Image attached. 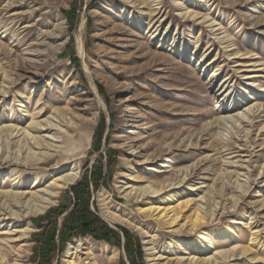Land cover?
I'll return each instance as SVG.
<instances>
[{
    "label": "rangeland",
    "instance_id": "374dc122",
    "mask_svg": "<svg viewBox=\"0 0 264 264\" xmlns=\"http://www.w3.org/2000/svg\"><path fill=\"white\" fill-rule=\"evenodd\" d=\"M263 89L264 0H0V264H36L44 218L67 208L62 227L85 176L90 210L122 246L76 236L57 241L51 264H130L117 227L139 240V264H264ZM233 115L247 119L218 122ZM46 121L55 130L29 129ZM84 121L93 123L86 142ZM12 127L21 132L7 148ZM23 133L45 137L44 147L30 156ZM45 153L49 165L28 162ZM76 171L44 214L11 218L30 213L14 193L45 192ZM154 206L178 223L145 212ZM77 240L83 249L69 255Z\"/></svg>",
    "mask_w": 264,
    "mask_h": 264
},
{
    "label": "bare ground",
    "instance_id": "6f19581e",
    "mask_svg": "<svg viewBox=\"0 0 264 264\" xmlns=\"http://www.w3.org/2000/svg\"><path fill=\"white\" fill-rule=\"evenodd\" d=\"M4 11H6L8 13L11 10H9V8H7V9H4ZM38 12H39V10H36L35 12H33L32 15L30 16V18L33 20L34 16ZM12 16H15L16 17L18 15H12ZM134 17L135 16H132L131 17V20H133ZM15 19L16 20L13 21L14 23L19 22L17 20V18H15ZM155 26L153 28H155ZM30 28H33V27H30V26L27 27L28 30H30ZM48 38H50V40L51 39H57V38H59V36L58 37H55V38H54V36H48ZM37 46H43V45L42 44H40V45L37 44ZM2 52H4V51L2 50ZM251 78H253V77H250L249 79H251ZM227 82H225V84ZM226 92L227 91H225L222 94V97L223 98L226 97V95L228 93V92L227 93ZM225 93H226V95H224ZM230 98H232V97H230ZM260 98H264V89H263V95L260 96ZM248 111L249 112L247 113V115H253V116L256 115L255 114V110L249 109ZM222 112L228 113L230 111H229V109L223 108ZM263 113H264V110H263ZM235 118H237L238 120H235ZM246 119H247V117L245 115H233V116L223 117L220 120H218V122H220V121H224V122H226V121H228V122H230V121L231 122L236 121L237 122L239 120L240 121H245ZM46 122H48V123H46ZM46 122L45 123H43V122H39V123L32 122L29 129L32 132H37V133L40 134V131H53V130H55L54 128L57 127V126H54L49 121H46ZM92 125H93V123L90 122V121H84L83 123H81V127L77 131V133L79 135V139L80 140H83V142H86V140H88V138H90L89 133H91L90 130L92 128ZM213 126H214V124H212L211 126H209V128L212 129ZM6 132H7V139L6 140L8 141L6 143H7V148H9L10 146H12V142H13L12 140H14V138L15 139L17 138V136L21 132V129H13V127H12V128H8ZM15 133H17V134H15ZM28 133H23L21 135V136H23V140H24L23 142H21V143H24V145L22 144L21 147L22 148H26L27 147L28 150L30 149L29 155L31 156L32 155V153H31L32 150L31 149L33 148L35 150V148H37V147L38 148L39 147L41 148V146L44 144V142L41 139L42 138H45V137H42L41 138V137H38V136H35V135L33 136L32 134H28ZM20 140L22 141V139H20ZM50 140H51L50 142H52V143L48 145L49 146L48 147V150L52 151L53 149H55L53 151L54 153L55 152H59L56 149L57 148H60V147H57V146L53 145V143H56L57 141H54V139H50ZM41 142H43V143H41ZM19 143H20V141H19ZM80 144H82V143H80ZM21 147H20V149H22ZM43 147L44 146H42V148ZM23 151L20 150L19 152L21 153ZM19 152H18V154H19ZM3 154H7V153H3ZM52 157H54V156H52L51 153H45L43 155L40 154V158H37L35 161H30L28 159V162L29 163H38V164H46V165H49L50 164V161H51L50 159H52ZM6 160H7V162H11L10 160H13L12 157H10V153L7 154ZM15 161H20V159H17L16 158ZM78 171L72 172L71 174H69V175H67V176H65L63 178L61 177V179L54 180L51 183V186L49 187V189H47V191H45V192H39V193H33V194L32 193H29V194H27V193H14V195H13L14 201L17 202L18 204L26 205L28 207V210H30V213H27V211H25L24 214L21 215L20 213H15V212L13 213V212H11V213H9V215L11 216V218L13 219L15 217V219L21 220L23 218H28L32 214H35V215H42V214H44L46 212V210L48 208H50V206L53 205L54 202L59 198L60 193H61V190H64L65 188L74 185L78 181V179L80 178V175H81L80 172H78ZM2 175H4V176L13 175V172H10L9 170H5V172ZM29 177L31 178L32 176H29ZM29 180H32V179H29ZM34 180H35V183H34L35 185H39L41 183L40 177L38 175L34 177ZM185 180H186V178L184 180H182V181H179L178 183H175V184L173 182V184H170L167 187L165 186L160 191L152 190L151 187H149V188H147V189L144 190L145 193H143V194L141 193L139 195H137L136 193L133 194V192L136 191L135 189H133L131 191V193H129V196L130 197L131 196H134V198H136L138 200V199L143 198L146 195V193H148V192L151 195H159L164 190L168 189L169 187L174 188L175 186H182V184L185 182ZM193 190H197V189H193ZM173 194L174 195H177V196L179 195L178 192L177 193H173ZM28 196H30V199L28 201H25ZM145 212L150 213L152 217L153 216H156L161 221H166V223L169 224V225L177 224L178 221H179V217L176 214L171 215L173 213V210L171 208H168V207L167 208L166 207L162 208V207H155L154 206V207H151V208L145 210ZM25 235H27V234H25ZM25 235H23V236H25ZM68 249H69V255L74 250H77V251L82 250L83 249L82 242L80 240H77V242H72V243L69 244V248ZM69 255H68V258H71ZM0 263H2L1 262V258H0ZM68 264H72V262H68Z\"/></svg>",
    "mask_w": 264,
    "mask_h": 264
},
{
    "label": "trees",
    "instance_id": "16d2710c",
    "mask_svg": "<svg viewBox=\"0 0 264 264\" xmlns=\"http://www.w3.org/2000/svg\"><path fill=\"white\" fill-rule=\"evenodd\" d=\"M98 135L100 142L103 136L102 128H99ZM101 174L94 172L93 185L98 186ZM88 176H85L83 183L72 188V194L75 198L73 209L65 217L62 227L59 229L57 219L67 212V208L58 207L52 209L44 218L47 226L43 227L38 238L36 256L38 261L36 264H51V258L57 247V241H60V248H64L66 244L76 236H91L97 241H105L112 246H122V236L120 233L110 228L97 215L90 210L89 197L90 185ZM122 232L125 239L124 249L128 256L130 264H139L138 261L143 260V252L139 240L134 239L131 232L122 227H117ZM120 264H126L123 260ZM141 264V263H140ZM144 264V263H143Z\"/></svg>",
    "mask_w": 264,
    "mask_h": 264
}]
</instances>
